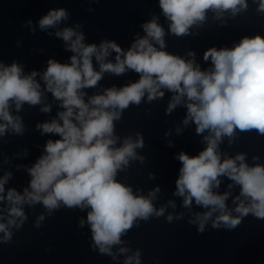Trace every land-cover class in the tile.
<instances>
[{"label":"clouds","instance_id":"obj_1","mask_svg":"<svg viewBox=\"0 0 264 264\" xmlns=\"http://www.w3.org/2000/svg\"><path fill=\"white\" fill-rule=\"evenodd\" d=\"M159 5L171 22L170 32L176 36L188 34L192 25L205 20L208 10L217 16L229 10L235 15L248 7L246 0H159ZM258 10L264 12V0H260ZM67 19L65 9H53L38 24L41 30H46L56 28ZM79 27H65L55 32L73 53L70 63L49 59L42 74L37 71L24 74L23 66L16 62L0 63V135L9 128L21 134V118L12 115L11 106L14 104L19 111L25 103L38 105L44 91L60 101L63 109L57 113L58 120L37 125L42 134L60 138L49 139L44 154L27 169L31 177L29 188L23 194L11 188L4 195V185L11 173L0 178V201L6 200L9 204L7 223H0L3 241L11 240L10 226L19 228L27 218L22 207L26 203H42L49 212L61 203L68 208H90L87 222L94 245L100 253L108 255H113L112 246L122 243L121 236L132 228L137 218L147 220L153 214L163 215L165 209L157 210L152 203L159 188L147 197L138 196L131 187L116 179L118 171L127 167L130 159L143 161L135 151L143 147L142 137L138 135L135 141L128 137L116 147L118 137L114 136V121L121 118V112L130 104L139 105L145 93L148 101L163 97L161 89L174 94L168 105L169 113L183 103L187 108L184 125L191 121L196 125L197 134L209 133L203 137L207 146L198 155L189 156L182 151L177 156L182 167L175 195L183 197L186 208L194 200L196 205L207 209L195 214L198 231L203 232L210 219L213 228L229 229L238 226L249 214L264 219V165L249 166L243 153L221 160L218 151L222 137H233L237 128L255 129L264 134V37H244L231 49L209 48L203 58L210 59L212 67L201 70L194 60L186 61L162 50L165 32L155 17L142 25L145 35L137 37L127 51L114 41L86 44L84 34L77 30ZM112 52L116 54L115 62L108 59ZM93 58L99 70L94 68ZM128 70L138 73L139 80L119 89L107 88L103 94L92 95L85 101L87 94L83 90L96 87L105 73L122 75ZM37 75L44 82L43 91L35 79ZM50 110L49 105L41 109L42 112ZM221 176L240 186V194L233 201L239 202L234 208L238 215H232L227 208L228 192L213 191L219 187ZM214 213L218 214L212 219ZM168 220H172L171 215ZM127 251L123 247L119 249L120 253ZM139 257L137 251L126 258L125 264L133 261L140 264Z\"/></svg>","mask_w":264,"mask_h":264}]
</instances>
